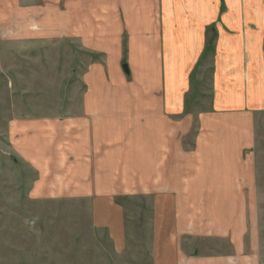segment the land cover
Here are the masks:
<instances>
[{
	"label": "crops",
	"instance_id": "crops-1",
	"mask_svg": "<svg viewBox=\"0 0 264 264\" xmlns=\"http://www.w3.org/2000/svg\"><path fill=\"white\" fill-rule=\"evenodd\" d=\"M55 40L88 61L67 111L7 127L34 199L90 202L111 264H261L264 0H0V76Z\"/></svg>",
	"mask_w": 264,
	"mask_h": 264
},
{
	"label": "rangeland",
	"instance_id": "rangeland-1",
	"mask_svg": "<svg viewBox=\"0 0 264 264\" xmlns=\"http://www.w3.org/2000/svg\"><path fill=\"white\" fill-rule=\"evenodd\" d=\"M48 47L46 55L37 51L36 57H5L0 76V264H111L114 252L108 239L93 231L91 203L34 199L30 189L35 177L25 162H16L9 147L7 127L14 115L65 114L64 101L78 88L88 61L78 56L72 43L55 40ZM22 92L27 105H15ZM256 124L252 151L257 181L247 199L246 237L248 243L256 239L264 264V112ZM116 261L125 264L120 256Z\"/></svg>",
	"mask_w": 264,
	"mask_h": 264
},
{
	"label": "water",
	"instance_id": "water-1",
	"mask_svg": "<svg viewBox=\"0 0 264 264\" xmlns=\"http://www.w3.org/2000/svg\"><path fill=\"white\" fill-rule=\"evenodd\" d=\"M123 66H124L125 71H126L127 73H129V70H128L127 66H125V65H123Z\"/></svg>",
	"mask_w": 264,
	"mask_h": 264
}]
</instances>
